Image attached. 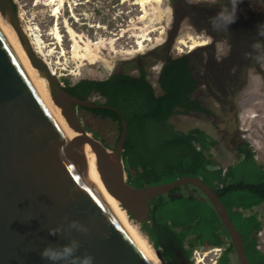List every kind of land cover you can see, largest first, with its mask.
I'll list each match as a JSON object with an SVG mask.
<instances>
[{
    "label": "water",
    "instance_id": "obj_1",
    "mask_svg": "<svg viewBox=\"0 0 264 264\" xmlns=\"http://www.w3.org/2000/svg\"><path fill=\"white\" fill-rule=\"evenodd\" d=\"M0 15L11 26L31 65L47 81L49 94L67 126L89 143L69 139L45 107L33 78L21 67L0 31V264H49L40 258L45 247L60 248L77 240L76 255H91L93 264H152L117 218L88 175L89 157L107 192L136 224L148 219L150 201L182 186L188 196L212 205L238 264H249L241 234L217 194L199 178L181 177L167 184L136 188L126 182L122 151L127 124L120 116V136L106 148L82 126L76 108L107 109L70 95L33 52L15 4L0 0ZM165 63H163L164 65ZM162 67V66H161ZM189 186L196 188L198 197ZM76 221L86 233L71 229ZM59 229L55 234L50 230ZM162 262L159 250L153 251ZM179 261L182 253H177ZM65 264V262H58Z\"/></svg>",
    "mask_w": 264,
    "mask_h": 264
},
{
    "label": "trees",
    "instance_id": "obj_2",
    "mask_svg": "<svg viewBox=\"0 0 264 264\" xmlns=\"http://www.w3.org/2000/svg\"><path fill=\"white\" fill-rule=\"evenodd\" d=\"M138 71L137 77L112 74L104 80L80 79L75 83L66 77L61 83L70 95L118 112L76 108L78 114L85 111L115 125V143L121 131L120 116L125 120L127 134L121 157L128 184L141 188L167 184L181 177L199 178L228 211L234 228L241 234L249 264H264L257 237L262 221L255 211L264 204V182H245L250 175L260 174V179H264V166L254 159L253 150L245 143L239 147V160L221 168L211 158L214 142L209 135L198 128L185 132L174 128L173 116L204 111L191 98L195 82L182 57L167 59L161 68L157 80L160 95L155 94L145 69L138 67ZM89 133L97 139L98 135ZM191 189L203 197L196 188ZM172 192L181 197L151 200L147 221L137 224L152 248L167 259L166 264H174L178 252L194 264V251L213 248L220 250L216 264H238L233 245L209 201L200 202L188 196L181 186Z\"/></svg>",
    "mask_w": 264,
    "mask_h": 264
},
{
    "label": "rangeland",
    "instance_id": "obj_3",
    "mask_svg": "<svg viewBox=\"0 0 264 264\" xmlns=\"http://www.w3.org/2000/svg\"><path fill=\"white\" fill-rule=\"evenodd\" d=\"M12 1L17 8L22 29L27 35H31L30 40L34 38L33 41H37V45L41 47V54L36 56L47 57L45 59L60 82L66 77L70 79L71 83L80 79L104 80L112 74H128L137 77L139 65L136 59L162 43L163 31L168 22L165 5H158V8L164 12L162 15L157 14L159 17L151 10L157 5H147V15L144 16L141 7L134 4L135 0ZM55 7L59 8L57 14L54 13ZM142 16L144 17L142 18ZM1 20L8 24L3 18ZM110 23L112 26H109ZM143 33L147 34L149 40L144 43L145 50L142 53L132 55L120 53L123 50H134L135 41ZM56 34L60 40H57ZM71 34L80 35L84 40L89 39L93 42L99 39H115L114 47L117 53H111L108 46L103 45L97 51L98 59L96 61L90 63V61L75 60L71 56L73 45ZM173 56L175 57L176 54ZM144 69L146 78L151 83L155 94L160 95L157 83L159 68L149 67L148 64H145ZM61 85L63 86L62 83ZM260 92L262 91L260 90ZM249 98L246 106L241 108L239 113L240 133L245 136L247 144L253 150L254 156H257V160L264 163V101L260 103L262 97L257 94H251ZM78 115L82 126L88 132L98 135L97 140L106 148L115 145L118 135L115 125L108 121H102L85 111ZM171 123L176 130L182 132L194 126L187 118L180 122L171 119ZM238 158L239 154H233L226 160H221L215 155L212 160L217 166H225ZM260 177V174L250 175L247 176L245 182H264V179H260ZM128 220L154 251L147 235L142 233L139 226L129 217ZM209 250L213 251L205 256L203 264H216L220 250L217 248ZM192 259L195 264L196 261L202 259V255L197 256L193 252Z\"/></svg>",
    "mask_w": 264,
    "mask_h": 264
},
{
    "label": "flooded vegetation",
    "instance_id": "obj_4",
    "mask_svg": "<svg viewBox=\"0 0 264 264\" xmlns=\"http://www.w3.org/2000/svg\"><path fill=\"white\" fill-rule=\"evenodd\" d=\"M250 2L253 10L245 0L238 6L236 22L223 31L211 29L208 18L227 7L228 0H163L161 5H165L168 17L164 39L136 59L138 67L148 64L160 72L167 59L183 58L195 82L191 98L204 111H189L171 119L180 122L187 118L194 124L191 129L209 135L214 142L211 158L216 155L226 160L239 154V147L247 143L240 133V110L251 94L261 96L260 103L264 101V38L255 30L256 24L264 22V6H258L255 0ZM160 256V264H166L167 259ZM174 264L189 262L183 257Z\"/></svg>",
    "mask_w": 264,
    "mask_h": 264
},
{
    "label": "bare ground",
    "instance_id": "obj_5",
    "mask_svg": "<svg viewBox=\"0 0 264 264\" xmlns=\"http://www.w3.org/2000/svg\"><path fill=\"white\" fill-rule=\"evenodd\" d=\"M50 1V0H49ZM54 0H51L53 2ZM163 0H135L134 4L137 6H140L143 12V15H147L146 7L147 5H157L154 6L155 8L151 9L153 11V14L155 13L156 16L157 14L162 15V10L158 8V5L162 4ZM49 4V3H48ZM56 4V3H55ZM54 6V5H53ZM160 7V6H159ZM59 8L55 7L54 8V13L57 14ZM164 14V12H163ZM142 16V18L144 17ZM159 17V16H157ZM155 18V16H154ZM2 19V18H1ZM0 19V31L5 37L6 41L14 51L22 69L33 78L34 84L42 98V101L47 108V110L51 113L53 118L55 119L56 123L58 126L65 132V134L69 137L71 141L77 144L81 145H87L89 142L81 135L78 133L73 132L66 124L64 118L61 115L60 109L55 106L51 100L50 94H49V89H48V84L47 81L39 74V72L31 65L26 52L22 48L21 44L19 43V40L11 28L9 24H5L2 20ZM159 20V19H158ZM56 30V29H55ZM25 35L27 36L30 45L32 47L33 52L38 55L40 53L41 47L37 45V41H33L29 39L31 36L30 34H26L25 30H23ZM73 39V45H72V50H71V56L75 60L79 61H90L94 62L98 59V54L97 51L102 47L103 45L108 46V49L110 50L111 53H117L116 49L114 47L115 44V39L108 38V39H99L96 42L90 41L89 39H83L80 35L75 36L72 35ZM57 40H60L59 36L56 34ZM78 39V41H77ZM148 36L147 34H141L137 40L135 41V49L131 50H123L120 53L124 55H132L136 53H142L145 48H144V43L148 41ZM182 42V41H181ZM184 43V42H183ZM195 43V42H194ZM185 44V43H184ZM192 45H194L192 43ZM119 53V52H118ZM46 56V55H45ZM45 65L48 67V69L51 71L52 74L56 76V73L50 68L47 60L43 58V56L39 57ZM82 63V62H80ZM81 65V64H80ZM57 77V76H56ZM95 155H92L89 157V162L87 163L86 169L88 172L89 177L91 178L92 182L94 185L98 188L100 193L103 195L104 199L110 206V208L113 210L117 218L120 220V222L125 226L127 231L130 233V235L133 237V239L137 242V244L140 246L144 254L149 258L152 264H160L159 260L155 256L153 250L149 246V244L141 238V236L137 233L136 229L131 225V223L128 220L127 214L124 211V209H120L119 202L113 198L106 190L102 180L100 179L96 169H95Z\"/></svg>",
    "mask_w": 264,
    "mask_h": 264
},
{
    "label": "clouds",
    "instance_id": "obj_6",
    "mask_svg": "<svg viewBox=\"0 0 264 264\" xmlns=\"http://www.w3.org/2000/svg\"><path fill=\"white\" fill-rule=\"evenodd\" d=\"M245 2V0H228V6L220 9L212 17L208 18V24L213 30L227 31L228 27L236 22L238 6ZM250 3V0H247ZM258 6H264V0H255ZM264 13V12H261ZM257 36L264 38V22L255 25ZM71 229H76L80 233H86L87 228L84 225L77 223L76 221L71 222L68 225ZM59 229L50 230V235L58 232ZM79 248L77 240H71L69 244L64 245L60 248L45 247L40 251V258L46 260L49 264H58V262H65V264H93V257L91 255L77 256L76 252Z\"/></svg>",
    "mask_w": 264,
    "mask_h": 264
},
{
    "label": "crops",
    "instance_id": "obj_7",
    "mask_svg": "<svg viewBox=\"0 0 264 264\" xmlns=\"http://www.w3.org/2000/svg\"><path fill=\"white\" fill-rule=\"evenodd\" d=\"M229 156H230V155H229ZM254 159H255L258 163H260V164H262V165L264 166V163H263V162H259V161L257 160V156H254ZM238 160H239V158L236 159V160H234V161H232V162H230V163H228V164H226L225 166H219V167H221V168H226V167H228V166H230V165L236 163V161H238ZM255 211L258 212V215H259V217H260V219H261V221H262V229H261V231L257 234V237H258V249H259V251H261V252L264 254V204H261L260 206H258V207L255 209Z\"/></svg>",
    "mask_w": 264,
    "mask_h": 264
},
{
    "label": "built area",
    "instance_id": "obj_8",
    "mask_svg": "<svg viewBox=\"0 0 264 264\" xmlns=\"http://www.w3.org/2000/svg\"><path fill=\"white\" fill-rule=\"evenodd\" d=\"M212 251L211 250H208V251H199V250H196V251H194V254H196L197 256L202 255V259H199L198 261H196L195 264H203V261H204L205 256L207 254L211 253Z\"/></svg>",
    "mask_w": 264,
    "mask_h": 264
}]
</instances>
